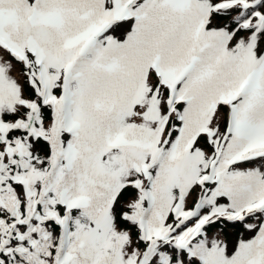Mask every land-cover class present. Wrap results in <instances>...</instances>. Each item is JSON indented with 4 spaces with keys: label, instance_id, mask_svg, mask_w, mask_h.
<instances>
[{
    "label": "snow or ice",
    "instance_id": "obj_1",
    "mask_svg": "<svg viewBox=\"0 0 264 264\" xmlns=\"http://www.w3.org/2000/svg\"><path fill=\"white\" fill-rule=\"evenodd\" d=\"M0 264H264V0H0Z\"/></svg>",
    "mask_w": 264,
    "mask_h": 264
}]
</instances>
